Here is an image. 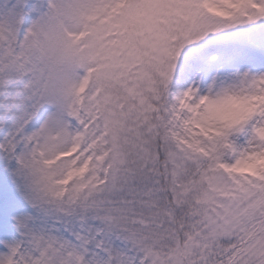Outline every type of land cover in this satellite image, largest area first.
<instances>
[{
  "label": "snow or ice",
  "instance_id": "1",
  "mask_svg": "<svg viewBox=\"0 0 264 264\" xmlns=\"http://www.w3.org/2000/svg\"><path fill=\"white\" fill-rule=\"evenodd\" d=\"M0 264H264V0H0Z\"/></svg>",
  "mask_w": 264,
  "mask_h": 264
}]
</instances>
